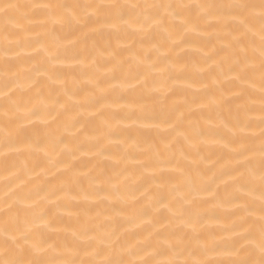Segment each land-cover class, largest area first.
Wrapping results in <instances>:
<instances>
[{"label":"snow or ice","instance_id":"snow-or-ice-1","mask_svg":"<svg viewBox=\"0 0 264 264\" xmlns=\"http://www.w3.org/2000/svg\"><path fill=\"white\" fill-rule=\"evenodd\" d=\"M50 26L53 31L56 26L67 30L69 36L90 34L100 40L91 48L70 41L63 51L68 61L63 69L52 66L48 57L38 68L22 67V61L33 59L24 57L23 50L42 51L37 46L52 35ZM191 33L223 41L208 55L209 59L223 57L213 69L214 83L221 87V76L226 74L236 86L229 101L231 135L222 144L236 163L224 173L231 179L225 182L223 194L212 192L198 169L184 166L183 149L177 158L176 142L198 150V143L210 138L200 119L193 118L197 109L189 106L187 115L181 113V123H173L170 113L156 108L153 72L157 65L152 56L137 55L133 65L122 60L118 46L113 45V39L118 43L128 36L138 37L141 46L159 37L161 47L175 49L187 43ZM102 60L113 65L110 77L99 75ZM77 68L80 76L75 75ZM81 77H87L85 88L80 87ZM78 93H84L83 100H73ZM223 103V96L198 103L199 109L210 110L209 128L211 113ZM76 107H87L94 118L90 123L95 124V132L87 134V125L81 127L87 143L78 144V150L94 156L111 158L104 142L118 143L119 133L128 131V127H114L113 119L132 121L138 130L166 124L176 141L165 143L163 149L157 146L150 162L136 158L135 172L128 168L124 150L115 158V174L98 162L81 176L56 155L60 144H65L61 155L69 150L59 127H52L59 110ZM105 107L114 109L110 116ZM256 111L259 117L252 119L250 114ZM49 116L53 121L47 120ZM36 121L47 129L40 139L24 127L25 122ZM79 124L74 121L73 127ZM76 141L78 137L73 138ZM22 144L32 146L31 156L44 152L45 158L37 161L43 172L63 165L55 185L33 187L43 172L36 171L28 156L18 160L24 156ZM0 166L6 187L0 199V264H264V0H35L23 4L0 0ZM174 175L178 182H173ZM11 177L19 183L8 191ZM82 179L87 180V188L74 193ZM153 182L154 187L148 188ZM204 192L212 193L211 200L203 198ZM69 197L82 203L73 204L75 212L68 209L77 223L70 235L60 236L58 222L63 217L54 210L67 208ZM209 203L214 209H226L224 222L217 228L206 224L221 220L208 209ZM46 204L51 207L43 208ZM125 223L134 227H124Z\"/></svg>","mask_w":264,"mask_h":264},{"label":"bare ground","instance_id":"bare-ground-1","mask_svg":"<svg viewBox=\"0 0 264 264\" xmlns=\"http://www.w3.org/2000/svg\"><path fill=\"white\" fill-rule=\"evenodd\" d=\"M18 3H31L35 0H15ZM71 2V0H69ZM86 2V0H85ZM121 2H128V0H121ZM159 2V0H156ZM190 3H199L202 0H187ZM208 2H214V0H208ZM218 2V0H217ZM52 31L50 37H46L42 46L38 45L37 48L42 47V51L37 52L34 48H26L23 50L22 55L24 57H33L30 61H22V67L28 68H38L43 65L45 57L52 60V66L55 68L63 69L66 67L68 61L63 58V51L65 47L70 46V41L78 40L79 47L83 48L85 46L91 48L93 44L97 43L100 38L92 35L81 36L80 33H76L74 36H69L67 30H61L59 26H56L53 31L51 26L49 28ZM187 43H184L182 47H177L173 49L171 45H164L163 41L157 37L154 41L150 43H145L143 46L138 42V37L128 36L122 38L118 43L113 39V45L118 46L120 52V58L124 61L135 64L134 57L137 55H151L152 62L157 65L153 72L155 77L156 86L158 91L155 92L154 98L157 110H164L170 113L172 116L173 123H181L182 117L181 113L187 115L188 107L191 106L196 108V114L193 117L199 118L205 130L209 131V140L207 143H198V150L189 148L186 143L176 142L177 158L180 159V153L183 149L187 158L183 159L181 162L185 167H194L198 169V175L200 179L205 182L211 189L212 192H219L223 194L225 191V182L230 181V177L225 175V171L235 166L236 161L231 157L229 152L222 147V144L226 142L227 138L231 135V125L228 120L231 119L229 116V101L233 100L236 86L230 84L228 75L221 76L222 86L217 87L213 79V69L216 64L223 58L222 56H215L214 59H209L208 55L213 54L215 49L222 46L223 41L217 39L214 36L201 33H191L187 36ZM156 49H159L157 51ZM59 56L60 59H52L53 57ZM103 67L100 70L99 75L103 76L107 74L111 76L110 69L113 65L107 63L106 61L100 62ZM87 71V69H85ZM227 69L225 68V73ZM39 75V74H37ZM75 75L80 76V69L77 68ZM119 76L120 73H117ZM127 76V72L124 73ZM134 75V73H133ZM123 78V77H122ZM71 77H69V86L71 87ZM87 77H81L79 84L81 88H85ZM191 85V86H189ZM75 91V89H73ZM63 101L72 104L73 101L68 100L61 93H57ZM223 96L224 103L216 107L215 113L213 115V121L211 128L207 122L206 117L210 114L209 109H199L198 103L204 101L207 103L214 97ZM84 93H78L73 100H83ZM195 102V103H194ZM102 105L105 102H101ZM234 106V105H231ZM60 115L52 123V127H59V134L67 142L68 152H64L61 155L60 150L65 148V144H60L58 146L56 155L59 158L67 160L71 165H73L74 170L83 176L89 168H94L99 162L103 170L110 174H115L117 169L113 168L115 163V158L120 157L124 154V150L127 151L128 160L127 166L132 171L136 170V158L144 161H149L153 155V150L159 146L161 149L164 148L165 143L170 141H176L175 136L170 137L169 126L162 124L159 128H144L139 129L132 121L119 119H113L112 123L114 127L124 128L128 127V131H121L119 142H109L105 141L104 146L108 149L111 154V158L108 155L103 157L94 156L91 152H84L78 150V144H86L87 139L85 135L80 134L81 127L87 125V134H92L95 132V124L90 123L93 121V117L87 107H76L71 108L68 112H63L59 110ZM105 114L110 116L114 111L112 108L105 107ZM123 115V113H122ZM252 119H258L259 112H253L250 114ZM217 116L219 118H217ZM48 121H53V117H47ZM74 121H79L80 124L77 127H73ZM187 125V120H183L182 126ZM24 127L29 129L30 134L40 139L43 137L47 129L44 124L40 121H36L34 124L25 122ZM254 131L258 133L259 129L255 128ZM78 137V141L73 142V138ZM214 141H220L216 143ZM24 156H19L18 160L23 162L25 156H28L33 160V167L37 172H43V170L37 167V161L43 160L44 152H38L36 155L31 156L30 153L33 152V148L29 144L20 145ZM193 161L195 164L193 165ZM124 165L122 164L121 167ZM63 170V165L60 168L50 167L46 172H43L36 181L33 187L37 185H48L53 186L59 180L60 174ZM165 176L168 172L165 171ZM5 174L3 172L2 166H0V199L3 198L6 191L5 187ZM138 179V176H137ZM173 182H178L175 175L173 176ZM11 184V188L8 191L16 188L18 181L14 177L8 181ZM155 182L147 185L148 188H153ZM81 188H87V180L82 179L79 187L74 189L75 192H79ZM135 190V187L133 188ZM137 196L140 195L139 192L136 193ZM212 193L204 192L202 196L204 199L211 200ZM30 203V202H29ZM74 203H82L81 201H73L71 197L65 200L67 208H60L58 214L63 217L62 221L58 222V226L61 229L59 235L65 236L70 235L73 227L76 226V217L70 216L68 209H72L73 212L76 209L73 207ZM91 204V202H90ZM43 208L51 207L50 204L42 206ZM208 209L214 210L215 214L221 217L220 221L210 220L206 224L209 228H217V226L224 222L226 216L225 208L214 209L212 203L207 205ZM83 210V207L80 209ZM212 212L210 211V215ZM124 227H134L129 226L126 223ZM123 231V228L121 229ZM138 231L140 229H137Z\"/></svg>","mask_w":264,"mask_h":264}]
</instances>
